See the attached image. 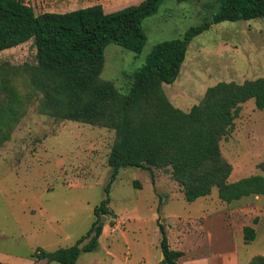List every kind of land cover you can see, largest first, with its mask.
Wrapping results in <instances>:
<instances>
[{"label": "rangeland", "instance_id": "rangeland-1", "mask_svg": "<svg viewBox=\"0 0 264 264\" xmlns=\"http://www.w3.org/2000/svg\"><path fill=\"white\" fill-rule=\"evenodd\" d=\"M24 1L39 15L98 4L109 13L143 0ZM216 11V0L163 2L158 13L144 22L148 41L142 54L107 46L102 79L128 92L134 73L155 45L182 38ZM37 63L33 40L0 53V68H16L15 83L23 91L29 66ZM263 76L264 19L223 22L193 40L178 80L163 88L177 108L189 111L209 87ZM38 105L39 100L27 105L0 148V264H58L37 260L35 255L39 249L54 252L70 247L85 236L99 219L94 210L106 199L111 181L108 157L115 132L55 120L40 114ZM220 149L232 167L230 182L263 174L264 111L256 109L254 100L242 105ZM109 198L100 246L81 253L76 264H160L159 224L166 228L169 244L185 253L178 264L201 258L220 264L216 259L232 249L241 264L264 255V196L227 204L215 188L210 196L189 203L168 170L124 168L111 184ZM252 225H257L258 235L246 244L243 229ZM225 230L235 247L230 250H224Z\"/></svg>", "mask_w": 264, "mask_h": 264}, {"label": "trees", "instance_id": "trees-1", "mask_svg": "<svg viewBox=\"0 0 264 264\" xmlns=\"http://www.w3.org/2000/svg\"><path fill=\"white\" fill-rule=\"evenodd\" d=\"M165 1L143 0L111 13L98 4L38 15L24 0H0V53L33 40L38 60L36 66H29L24 91L15 83L16 68H0V148L33 100H39L42 115L115 132L108 157L112 174L107 197L94 210L99 219L74 245L54 252L39 249L37 260L76 264L81 253L99 248L104 229L101 219L109 215V190L124 168L168 170L189 203L210 196L215 188L227 204L264 196V165L263 174L230 182L232 167L220 149L242 105L254 100L256 109L264 111V76L209 87L189 111L177 108L163 88L177 81L196 37L223 22L264 19V0H216L217 11L209 19L190 27L182 38L153 47L126 93L113 81L102 79L107 46L115 44L142 54L148 41L144 22ZM159 230L164 264H178L185 253L171 248L162 224ZM243 234L246 244L256 240L250 226L244 227ZM248 264H264V255L253 257Z\"/></svg>", "mask_w": 264, "mask_h": 264}, {"label": "crops", "instance_id": "crops-1", "mask_svg": "<svg viewBox=\"0 0 264 264\" xmlns=\"http://www.w3.org/2000/svg\"><path fill=\"white\" fill-rule=\"evenodd\" d=\"M71 5H74L73 3H71ZM71 5H69V6H71ZM73 7V6H72ZM82 8H84V7H81V8H75V9H70V10H67V11H65V12H61V13H68V12H72V11H75V10H78V9H82ZM104 8V7H103ZM105 10V9H104ZM117 11V10H116ZM114 12V11H113ZM50 13H53L52 11H50ZM109 13H111V12H109ZM178 80V79H177ZM180 107H183L181 104H180ZM184 109H186V108H184ZM250 227H252V228H254L255 229V231H256V234L258 235V228H257V225H252V226H250ZM254 242V241H253ZM170 245H172L171 247H172V249H175V250H179V251H183L181 248H177L176 246H174L173 244H170ZM224 245H225V249L224 250H226V249H228V250H230L229 249V247H233V248H235L234 247V245L232 244V242H231V240H230V234H229V232L227 231V230H225L224 231ZM233 251V249L231 250V251H229L230 253L229 254H227V255H224V257H222V258H217L216 260H218L219 262H220V264H241V263H239L240 262V260H239V262H238V258L236 257V253H231ZM162 263H160V264H164V256H163V254H162ZM209 261H211V260H208L207 258H201V259H194V261L193 262H191V263H189V264H210L209 263ZM250 262V261H249ZM184 264H188V263H184ZM217 264H219V263H217ZM248 264V263H247Z\"/></svg>", "mask_w": 264, "mask_h": 264}, {"label": "water", "instance_id": "water-1", "mask_svg": "<svg viewBox=\"0 0 264 264\" xmlns=\"http://www.w3.org/2000/svg\"><path fill=\"white\" fill-rule=\"evenodd\" d=\"M103 221H104V217H102V219H101V225L103 226Z\"/></svg>", "mask_w": 264, "mask_h": 264}]
</instances>
